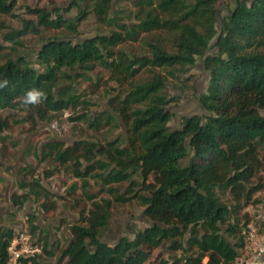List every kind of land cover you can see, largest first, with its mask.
I'll return each instance as SVG.
<instances>
[{
  "label": "trees",
  "instance_id": "1",
  "mask_svg": "<svg viewBox=\"0 0 264 264\" xmlns=\"http://www.w3.org/2000/svg\"><path fill=\"white\" fill-rule=\"evenodd\" d=\"M17 1L0 0V15L16 17ZM49 2L28 7L35 20L23 19L21 29L0 25L10 29L4 39L11 44L0 48V84L8 82L0 87V156L7 152L3 134L14 126L51 125L70 111L69 120L87 129L70 145H30L18 169L4 166L20 192L11 197V217L31 201L55 212V199H64L43 185L44 163L46 179L69 173L81 181L68 195L80 189L90 208L77 223H62L69 235L57 260L38 216L28 217L26 228L43 248L34 262L233 264L253 221L245 210L264 190V0H234L220 27L219 0H72L66 11L74 10L73 18ZM91 16L96 33L85 35ZM30 36L38 38L33 49ZM199 58L209 74L201 114L171 128V107L181 100L172 92L196 89L189 73ZM32 89L46 99L26 105ZM101 91L109 110L95 112ZM30 152L35 165L26 163ZM91 180L106 198L89 193ZM133 203L148 225L133 238L104 242L114 206ZM15 232L0 225V264H7Z\"/></svg>",
  "mask_w": 264,
  "mask_h": 264
},
{
  "label": "rangeland",
  "instance_id": "2",
  "mask_svg": "<svg viewBox=\"0 0 264 264\" xmlns=\"http://www.w3.org/2000/svg\"><path fill=\"white\" fill-rule=\"evenodd\" d=\"M55 7L63 9V14L67 18H73L76 16L74 10L67 14V9L70 8L72 0H53ZM234 0H219V27L221 26V21L225 16H227L228 11L233 8ZM28 7H39L47 8L51 7L49 0H18L15 8L16 17L0 15V25L3 23L7 27L12 29H21L23 19L35 20V17L26 13ZM94 22V17L91 16L87 23H84L85 27L82 32L85 35H92L96 33V30L90 27V24ZM10 29L0 27V48L4 47V50H10V43L6 42L4 36L8 33ZM43 35L46 32L42 31ZM38 38L36 36H30L27 39V45L33 49L37 45ZM29 48V49H30ZM35 48V47H34ZM1 55V54H0ZM0 62L1 58H0ZM101 76H105L104 73H98ZM96 73L93 75L95 77ZM193 75L196 80V89L187 93L180 94L179 92H172L175 95L181 96V100L178 106L171 107L173 114L172 121L169 126L171 128H177L181 126L184 117H192L201 114L200 104L198 102V97L206 89L209 80V74L206 72L203 66V59L199 58L197 63L191 68L189 76ZM185 77H188L186 75ZM106 78V77H104ZM80 89H85L87 84L82 82L78 85ZM100 98H95L94 102H98L100 107H94L93 111L109 110L107 104V98L103 91L99 94ZM71 115L70 111H64L60 114L57 119L53 121L51 125L40 124L38 127L32 123H27L24 125L14 126L9 131L3 134L5 141L3 142V147H6V156L3 158L0 156V177L5 179L0 182V225L15 228L19 230L27 226L28 217L31 215H37L39 218V225L45 230L44 237L50 246L55 248V258L57 260L62 250L66 247L68 238V229L65 224L71 223L75 224L80 220V211L86 207L90 208V202L86 200L83 196L82 191L79 189L76 194L72 197L68 195V190L71 185L76 184L78 188L82 185L81 181L72 177L69 173H61L50 178H45V172L49 170L48 163L42 164L39 168L38 175L43 183V185L54 192L56 195L63 197L64 199H55L57 209L55 212L44 213L39 207V204L31 201L28 202L24 209L20 212H16V216L11 217L15 213L13 208L11 197L14 193L20 194L17 191L16 176L14 171H6L4 166H11L13 169H18L21 164L19 162L20 154L26 152L28 146L33 148H39L42 144L47 141L59 140L67 145L72 144L80 135L81 132L86 130L85 125L74 124L69 120ZM124 134V129L117 133V135ZM12 143H16L17 147L13 148ZM32 148V149H33ZM264 155V153H263ZM105 156H102V159ZM27 164H36L32 153L26 156ZM264 181V173L262 174ZM89 193L97 196L96 201H101L102 198H106V194L100 191L99 186L93 181H90ZM76 199L80 202L77 204ZM256 199L260 202L259 204L252 205L248 207L245 212H248L252 220L257 223L258 220H264V190L256 195ZM77 204V206H76ZM148 225V221L143 215V208L137 203L132 205H115L112 210V219L110 223V229L103 241L108 244H114L119 239L129 236L133 238L131 232L137 231L139 229H144ZM179 255V254H178Z\"/></svg>",
  "mask_w": 264,
  "mask_h": 264
},
{
  "label": "built area",
  "instance_id": "3",
  "mask_svg": "<svg viewBox=\"0 0 264 264\" xmlns=\"http://www.w3.org/2000/svg\"><path fill=\"white\" fill-rule=\"evenodd\" d=\"M244 247L233 264H264V220L251 221L244 228ZM26 227L16 230L8 246L7 264H36L34 258L43 252Z\"/></svg>",
  "mask_w": 264,
  "mask_h": 264
},
{
  "label": "clouds",
  "instance_id": "4",
  "mask_svg": "<svg viewBox=\"0 0 264 264\" xmlns=\"http://www.w3.org/2000/svg\"><path fill=\"white\" fill-rule=\"evenodd\" d=\"M7 83L8 82L5 80L3 84H0V87H5ZM44 99H46V93L37 89H32L25 94L24 103L26 105H36L41 103Z\"/></svg>",
  "mask_w": 264,
  "mask_h": 264
}]
</instances>
